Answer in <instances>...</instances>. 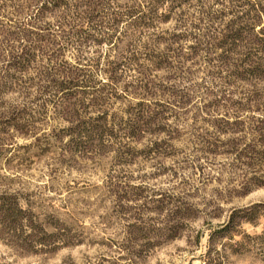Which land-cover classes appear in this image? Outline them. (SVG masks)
I'll list each match as a JSON object with an SVG mask.
<instances>
[{"label":"rangeland","instance_id":"1","mask_svg":"<svg viewBox=\"0 0 264 264\" xmlns=\"http://www.w3.org/2000/svg\"><path fill=\"white\" fill-rule=\"evenodd\" d=\"M43 1L0 0V196L32 215L0 230V264L202 263L208 226L264 201V184L240 193L264 168L245 155L264 0H96L91 20ZM28 30L43 39L25 62ZM237 228L217 242L227 264H264V217Z\"/></svg>","mask_w":264,"mask_h":264},{"label":"trees","instance_id":"2","mask_svg":"<svg viewBox=\"0 0 264 264\" xmlns=\"http://www.w3.org/2000/svg\"><path fill=\"white\" fill-rule=\"evenodd\" d=\"M63 0H50L49 2L51 4H60ZM162 0H151L152 6L151 9H154V7H157L159 3ZM48 0H44L43 3L45 5L49 3ZM99 1L94 0H81V3L85 6V9L82 10V14L87 18V20H91L93 17V10L94 7L98 4ZM153 7V8H152ZM37 8V7H36ZM33 10L34 12L30 15L29 21H35V18H37V13L39 11V8ZM131 10L129 13L131 15L134 14ZM118 14V12H117ZM117 14L113 16L112 24L115 27L118 22ZM144 13H142L143 16ZM34 18V19H33ZM89 22V21H88ZM90 26V25H89ZM93 28V26L91 27ZM84 31V29H83ZM81 34V33H80ZM24 46H21V51L19 53H16V55L13 56V58L17 57L20 59H24L25 62L30 60L32 55L35 53V50L40 49V41L43 39V35H41L39 32L33 33L31 30H28L27 32H24ZM112 35V34H111ZM111 35L107 37L106 39H110ZM237 37L236 35L233 36V39ZM264 47V37L262 38ZM60 72V71H59ZM64 76V75H63ZM68 75H65L67 77ZM77 80H73V78H61V79H55L52 78L53 85L56 88H64L68 84H76ZM143 112L140 111L138 113L137 119H135L134 124L130 125V129L132 127L137 129L139 127V122L142 120ZM149 117V115H148ZM81 126V125H79ZM136 131V130H135ZM256 133L254 134V137L252 140L254 143L248 144V146L245 148L246 152L245 155L249 156L250 159H252L253 164L260 162L264 159V125H259L257 130H255ZM259 145L260 147L257 148L256 145ZM255 156L257 157L255 160ZM257 161V162H256ZM263 173L258 174L256 176H252L250 180H245L244 182H241L240 193H246L253 187L263 185L264 184V168L262 169ZM29 208L24 207L20 204L19 197L16 194H4L0 196V230L3 233H9L10 231H14L15 229L22 227L23 224L32 223V215L29 213ZM264 217V201H254L247 205L237 206L232 208L230 211L228 217L223 222H219L215 225L208 226V232H207V242L205 245V249L200 252L199 258L201 259L200 264H227L228 263V256L229 252H227L224 243H220V245L217 244L218 240L225 235H232L234 231H239L237 226H239L243 221H248L251 223H256L257 219L259 217ZM232 238V236H230ZM9 239V238H8ZM11 239V238H10ZM21 242L19 244L21 246L24 245V235L20 237ZM9 241V240H8ZM235 242H238L235 240ZM236 248L231 249V252H234ZM188 264H191V261L188 262Z\"/></svg>","mask_w":264,"mask_h":264}]
</instances>
